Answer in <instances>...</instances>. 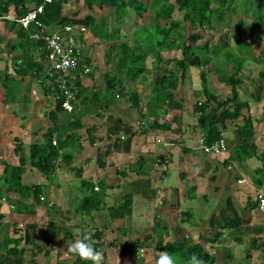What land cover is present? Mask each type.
Segmentation results:
<instances>
[{
  "label": "crops",
  "instance_id": "crops-1",
  "mask_svg": "<svg viewBox=\"0 0 264 264\" xmlns=\"http://www.w3.org/2000/svg\"><path fill=\"white\" fill-rule=\"evenodd\" d=\"M1 35L7 74L13 78L0 74V160L16 164L13 137L21 140L27 158L30 144L44 142L57 95L45 91L36 77L15 73L14 60L20 53L13 49L16 37L13 32L6 34V29ZM80 39L81 65L86 63L90 70L83 73L79 67L71 75L75 94L78 86L83 90L72 100L71 111L63 108L61 114L68 121L75 116L83 123L76 129L79 134L69 138L64 148L72 159L65 163L59 157L49 178L25 166L22 182L35 181L43 186L40 201L25 199L19 203L14 195L1 201L4 225L10 223L11 228L27 232L18 246L21 253L7 255L0 250V264H92L68 251L69 243L88 233L103 252V264H155L165 252L158 248L160 244L187 243L190 238L200 240V235L213 248L215 264H264V211H240L246 199L242 203L239 197L253 189L249 176L234 161L222 163L248 134L258 148L264 149V136L255 129L236 133V126L242 123L236 120L234 130L229 125L222 132L229 149L218 156L204 153L198 145L202 130L194 112V104L202 97L200 76L190 78L194 71L200 74L197 66L188 67L185 79L172 89V98L151 104L155 77L162 75L156 70L166 66L160 62L155 68L152 48L147 49L138 39L128 42L149 54L144 63L147 71L133 80L120 69L118 49L111 52L109 43L99 41L89 30ZM172 52L176 51H162L163 59H169ZM32 56L40 60L38 52ZM193 59L190 65H194ZM116 79L129 92H137L139 107L131 106L128 97L119 96L117 90L112 91L110 86ZM241 101H248L253 108L251 100ZM153 122L162 126L152 127ZM247 165L254 169L259 162ZM3 167L1 163L0 172ZM90 194L102 199V208L80 210L83 198ZM126 199H130L127 212L114 217L112 211ZM11 228L9 233L14 234ZM236 238H242L243 243Z\"/></svg>",
  "mask_w": 264,
  "mask_h": 264
},
{
  "label": "trees",
  "instance_id": "trees-1",
  "mask_svg": "<svg viewBox=\"0 0 264 264\" xmlns=\"http://www.w3.org/2000/svg\"><path fill=\"white\" fill-rule=\"evenodd\" d=\"M68 3L72 5V8L66 12L65 5ZM39 4H43V11L38 14L37 18L45 27L54 29L63 24H81L99 41H107L112 49H110L111 52L118 49V52H121L119 64L122 67L120 66V69L128 79L134 80L147 71L144 63L149 55L145 50L132 48L128 42L133 43L134 39H138L140 42L146 43L147 49L153 47L150 52L154 57L155 68L160 62L166 66L165 68L158 67L160 70H156L157 72L161 71L162 75L158 73L155 77L151 104L173 97L172 89H176L177 85L185 79L188 67L192 66L189 62L197 57L198 64L196 66L200 68V94L202 97L194 104V112L197 114L198 126L202 130V138L206 142L219 139L228 125L236 120L242 122L236 126L235 131L238 134H244L254 129L258 131L259 125L264 124V117L252 116L249 112V102L239 100L236 90V86L243 82L241 72L244 63L249 59L264 63V52L263 55H254L251 46L245 41L239 43L234 49L230 47L223 49L220 60L223 65L230 67L231 71L227 75L225 83L232 88V93L221 100L208 87L207 75L211 72L207 67L210 63L208 54L212 48H210L206 34L200 44L194 43L187 37L198 29H202L205 24L211 31L217 30L215 26L228 25L233 21L234 16L232 15L239 5H242V15L236 19V32L240 33L241 28H250L255 33L264 35V1L151 0L148 5L144 0H50L48 2L44 0H0V42L4 40L1 35L4 29H6V34L13 32L16 37L13 49L20 51L14 60L15 73L17 75L30 74L32 77L40 79V86L45 91L56 94V83L52 79L47 82L43 77L46 70L45 55L47 53L45 42L29 36V33L34 31L33 25L29 27V30H26L17 21L18 18ZM176 10L183 12L180 19L174 18ZM8 14H12V18H7ZM133 28L136 29L131 30ZM131 33L133 35H130ZM176 50L180 51L179 58L163 59L162 51ZM33 52H38L39 61L33 58ZM0 62L3 64V66L0 65V74L5 73L7 78H13L12 75L7 74L8 60L2 55L1 48ZM171 62L173 65L170 68L168 66ZM258 76L264 79L263 69L259 71ZM110 87L112 91L117 90L119 96H127L131 106L139 107L137 92L126 90L121 85L120 79H116V82ZM81 89L83 90L78 86L74 98H79ZM160 93L164 95L160 96ZM96 95L99 96V93ZM62 111V97L57 95L56 108L50 112L49 126L44 134V142L30 144L26 158L21 140L18 137H13L14 152L18 156V162L10 164L0 160V164L4 165L3 171L0 172V250L7 255L21 253L22 249L18 246L25 241L27 230L20 231L16 226L11 228L10 223L7 226L4 225L1 201L3 199L10 200L9 195H14L19 203L25 199L39 202L43 186L35 181L30 184L22 182L25 166L29 165L30 171L38 170L46 178H49L55 161L59 157L65 163H69L72 159L70 153L64 152V148L68 146L69 138H74L79 134L76 129L81 128L83 123L75 116L72 121H68V117H61ZM64 124L67 125L64 126ZM159 126L162 125L158 122L152 124V127L155 128ZM66 131L72 132L63 137ZM93 138V136L90 138V142ZM53 139L56 144L53 143ZM61 150L62 152H60ZM250 158H255L259 162V165L254 169L247 165L246 160ZM232 161L245 170L253 187L250 189L251 194L246 197L245 206L240 211L257 209L259 203L255 191L264 187V149L258 148L248 134L229 151L227 158L222 163L227 165ZM236 179H238L237 174ZM102 202L101 198L96 199L94 195L90 194L83 198L80 210L86 212L98 210L102 208ZM129 205L130 199H126L112 211L114 212L113 216L123 217L128 209L125 207H129ZM36 223L33 224L34 227H38ZM10 228L13 229L14 234L9 233ZM45 231L44 233H47L48 230ZM16 234L18 236L14 237ZM235 241L243 243L242 238H236ZM205 243H207L206 239L200 235V240L190 238L187 243L180 240L168 242L160 244L158 248L172 254L180 263H188L195 254L204 261V264H215L217 257L213 251L211 252L206 247ZM35 245L38 246V244ZM246 257L249 258V256ZM229 259H233V256L229 255Z\"/></svg>",
  "mask_w": 264,
  "mask_h": 264
},
{
  "label": "rangeland",
  "instance_id": "rangeland-1",
  "mask_svg": "<svg viewBox=\"0 0 264 264\" xmlns=\"http://www.w3.org/2000/svg\"><path fill=\"white\" fill-rule=\"evenodd\" d=\"M81 1V0H80ZM148 5L150 4L151 0H144ZM260 2H263L264 0H259ZM82 4L80 3V6ZM79 6V5H78ZM66 12H68L69 9L72 8L71 4L65 5ZM100 12V11H98ZM182 11L176 10L174 14V18H181ZM248 13V12H247ZM242 15V5H239L236 11L233 13L232 16H234L233 21L229 23L228 25H218L217 30H209L206 27V24L202 29H198L193 34H189L187 37L189 39H192L194 43L200 44L202 40L204 39V36L206 34L207 39L209 40V45L211 51L208 54L210 57V63L208 64V68L211 71L209 75H207L208 79V86L213 91H215L218 94V98L223 100L227 96L231 95L232 88L228 86L225 83L226 77L229 74L230 67H224L222 66L223 63L220 60V56L223 52L224 48L230 47L232 49L236 48L237 45L243 41L247 42L251 46L252 53L256 56L263 55L264 52V35L255 33L250 28H241L240 33L236 32V19L241 17ZM250 21V19H248ZM130 29V27H128ZM136 28H133L131 30H134ZM145 47L147 46L146 43H144ZM218 48H215V47ZM153 48V47H152ZM215 48V50H214ZM180 51L178 52H172L170 58H177L180 57ZM194 62H192V66H196L198 64L197 58L193 59ZM200 69V68H199ZM263 69L264 70V63L261 61H257L255 59H249L244 63V67L241 72V76L243 77V82L241 84H238L236 86V90L238 93L239 100L248 99L251 100L252 104L250 108L249 104V112L254 115L263 116L264 117V79H261L258 76L259 71ZM190 78L193 80L199 79V73L198 71H194L193 73H190ZM199 82V80H198ZM234 123L232 122L229 124L228 128L232 131L234 130ZM258 131L260 135L264 136V126L262 125V129L258 127ZM264 140V137L262 138ZM251 140L253 137L251 136ZM13 143H15L14 140H12ZM22 143V142H21ZM248 145V144H247ZM228 149V146H227ZM226 149V150H227ZM261 149V148H260ZM226 152V151H225ZM214 155V154H213ZM215 156V155H214ZM218 156V155H216ZM251 165H254L257 163V160L255 158L249 159L247 162ZM251 188H248L247 190H250ZM264 190V187H263ZM248 191L245 193L243 192V196L239 197L240 200H242V203L245 202V199L247 197ZM206 247L212 252L213 248H211L209 244L205 243ZM176 259V258H175ZM177 264H181L178 259H176Z\"/></svg>",
  "mask_w": 264,
  "mask_h": 264
},
{
  "label": "built area",
  "instance_id": "built-area-1",
  "mask_svg": "<svg viewBox=\"0 0 264 264\" xmlns=\"http://www.w3.org/2000/svg\"><path fill=\"white\" fill-rule=\"evenodd\" d=\"M44 1L48 2L50 0ZM42 11L43 4H39L24 16L18 18L17 21L26 30H29V27L33 25L34 31L30 32L29 36L45 42L47 53L45 55L46 70L43 73V77L47 82L52 79L56 83V95L62 97V107L67 111H71V102L75 95L74 87L70 85L71 75L79 67H81L83 73H87L90 70L86 63L81 65L83 44L80 41V37L84 36L87 28L81 24H63L54 29L45 27L37 18ZM53 143L56 144L54 139ZM164 144H167V142H164ZM198 145L204 153L214 155H222L227 149V142L223 135L213 142H206L201 137ZM240 182H244V180ZM255 194L259 203L258 209L264 211V190L258 189Z\"/></svg>",
  "mask_w": 264,
  "mask_h": 264
},
{
  "label": "clouds",
  "instance_id": "clouds-1",
  "mask_svg": "<svg viewBox=\"0 0 264 264\" xmlns=\"http://www.w3.org/2000/svg\"><path fill=\"white\" fill-rule=\"evenodd\" d=\"M68 251L80 259L91 261L92 264H103V252L95 247V241L90 233L84 234L82 238L69 243ZM155 264H177V261L172 254L162 252ZM188 264H204V261L194 254L188 261Z\"/></svg>",
  "mask_w": 264,
  "mask_h": 264
}]
</instances>
